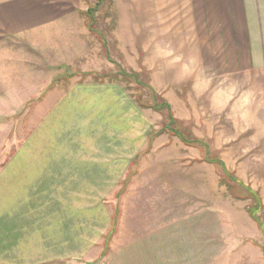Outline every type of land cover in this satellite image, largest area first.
<instances>
[{"label": "rangeland", "instance_id": "374dc122", "mask_svg": "<svg viewBox=\"0 0 264 264\" xmlns=\"http://www.w3.org/2000/svg\"><path fill=\"white\" fill-rule=\"evenodd\" d=\"M43 1L51 34L5 42L0 66V228L29 208L13 171L73 158L84 183L50 192L93 214L84 248L51 256L264 264V0Z\"/></svg>", "mask_w": 264, "mask_h": 264}, {"label": "crops", "instance_id": "0c3cea01", "mask_svg": "<svg viewBox=\"0 0 264 264\" xmlns=\"http://www.w3.org/2000/svg\"><path fill=\"white\" fill-rule=\"evenodd\" d=\"M43 2V0H0V66H3L2 63L5 59H10L12 56V53L5 49V42L18 43L21 41L33 44L40 40L42 35L51 34L52 26L55 23L52 22V16L44 10L47 4ZM39 10L40 15L36 17V11ZM258 17L261 18L260 11ZM45 38L41 40H45ZM248 50L246 55H239L235 59L237 67H253L263 53L259 54L258 50L252 49V46ZM1 72H3L2 67ZM74 160L76 159H68L67 163H55L51 160L49 162L35 161L28 164L25 172H22V169H19L17 173L13 171L15 175L24 176L30 180L29 188L31 190L28 192L30 196L27 193L21 200L29 208L7 214L6 221L0 228V231L6 234L0 240V264H73L69 262L71 258L81 259L80 264H107L106 259H103L105 252L108 253L107 249L99 252L95 256L96 259H84V254L81 253H72L70 258L68 255L55 258L47 252L53 248L57 250H66L69 247L74 250L84 248L82 240L84 219L86 216L92 215L93 211L89 213L83 212V210L70 212L67 209V204L61 203H67V187L64 189L67 195L60 186L55 187L58 192L54 194H51L49 189L52 187V182L57 181L56 185H61L62 180L66 182L67 176L75 179L72 182L74 184L84 183L82 169L75 173L72 170L69 171L68 165ZM71 164L76 165V163ZM82 165L86 166L87 164ZM19 171H21L20 174H18ZM39 196H43V199L41 200ZM37 207H44V209L37 210ZM54 220L62 221L63 225L59 230L54 228V224H56L53 222ZM52 232L59 234L58 241H56L58 243L55 242L54 245L53 239L49 235ZM168 234L172 236V233ZM68 236L74 237L71 245L66 241L69 239ZM125 248L139 249L136 246ZM36 250L39 252H35ZM75 264L79 263L75 262ZM113 264L121 263L114 260Z\"/></svg>", "mask_w": 264, "mask_h": 264}, {"label": "trees", "instance_id": "16d2710c", "mask_svg": "<svg viewBox=\"0 0 264 264\" xmlns=\"http://www.w3.org/2000/svg\"><path fill=\"white\" fill-rule=\"evenodd\" d=\"M166 107H167L166 105H163V108H166ZM168 118H169V125L172 126V122L174 121V119L170 113H169Z\"/></svg>", "mask_w": 264, "mask_h": 264}]
</instances>
